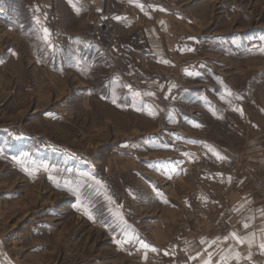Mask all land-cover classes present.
<instances>
[{
  "label": "rangeland",
  "instance_id": "rangeland-1",
  "mask_svg": "<svg viewBox=\"0 0 264 264\" xmlns=\"http://www.w3.org/2000/svg\"><path fill=\"white\" fill-rule=\"evenodd\" d=\"M181 3L197 24L196 53L181 65L147 62L131 82L125 74L123 82H109L106 70L91 64L79 76L67 72L56 56L3 37L0 25V264L185 261L170 227L176 206L187 210V186L170 178L181 180L187 170L166 167L173 149L193 143L189 132L198 146L205 130L219 128L220 90L222 103L227 93L228 129L235 125L236 85L258 81L264 92V0ZM144 6L126 10L138 29L147 22ZM48 20L55 44L60 28ZM178 83L196 87L195 120L185 113L172 119ZM243 171L250 182L253 171ZM161 222L167 231L158 230ZM179 222L188 234L196 221Z\"/></svg>",
  "mask_w": 264,
  "mask_h": 264
},
{
  "label": "crops",
  "instance_id": "crops-1",
  "mask_svg": "<svg viewBox=\"0 0 264 264\" xmlns=\"http://www.w3.org/2000/svg\"><path fill=\"white\" fill-rule=\"evenodd\" d=\"M181 4V0H0V25L3 37L11 36L29 49L56 56L67 72L78 75L91 64V69L103 67L109 82H123L119 80L123 74L131 82L132 73L147 62L181 65L187 53H196L197 24L185 18ZM143 6L147 7V22L138 29L126 17V10ZM49 18L60 28L55 44L48 41ZM108 33L113 35L112 43L99 42V37ZM61 40L63 44L58 43ZM122 84L123 89L130 87ZM187 86L178 83L172 87L174 121L182 113L192 120L197 117L196 87ZM81 87L85 89L83 84ZM260 88L258 81L236 85L232 95L235 125L230 129L224 112L227 93L222 103L220 90L219 128L205 130L198 146L197 136L189 132L193 143L189 140L185 149L172 151L174 161L166 168L187 170L181 180L175 179V173L170 178L173 185L187 186V210L181 212L177 205L170 227L173 247L185 255L180 264H264V196L245 179L243 171L249 168L264 180V92L260 94ZM186 102L187 111L183 110ZM189 217L195 225L182 234L179 221ZM166 226L161 222L158 230L165 232ZM176 260L172 256L166 261L179 264Z\"/></svg>",
  "mask_w": 264,
  "mask_h": 264
},
{
  "label": "built area",
  "instance_id": "built-area-1",
  "mask_svg": "<svg viewBox=\"0 0 264 264\" xmlns=\"http://www.w3.org/2000/svg\"><path fill=\"white\" fill-rule=\"evenodd\" d=\"M48 23L49 26L51 27L54 26L51 24L50 20H48ZM102 39L107 42H109L110 40L108 38H102ZM247 178L248 180H250L254 188L264 195V180L261 177L257 176L256 174H254L253 172H249Z\"/></svg>",
  "mask_w": 264,
  "mask_h": 264
},
{
  "label": "snow or ice",
  "instance_id": "snow-or-ice-1",
  "mask_svg": "<svg viewBox=\"0 0 264 264\" xmlns=\"http://www.w3.org/2000/svg\"><path fill=\"white\" fill-rule=\"evenodd\" d=\"M44 31L47 33V29H45ZM232 235L235 236V233H233ZM237 239H238V237H237ZM261 247L264 248V244H261ZM205 264H208V262L206 261Z\"/></svg>",
  "mask_w": 264,
  "mask_h": 264
}]
</instances>
